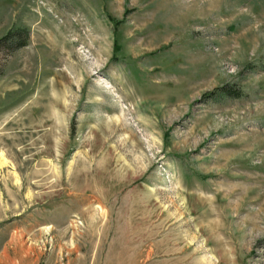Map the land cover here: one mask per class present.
Returning <instances> with one entry per match:
<instances>
[{
  "label": "rangeland",
  "instance_id": "rangeland-1",
  "mask_svg": "<svg viewBox=\"0 0 264 264\" xmlns=\"http://www.w3.org/2000/svg\"><path fill=\"white\" fill-rule=\"evenodd\" d=\"M0 264H264V0H0Z\"/></svg>",
  "mask_w": 264,
  "mask_h": 264
},
{
  "label": "trees",
  "instance_id": "trees-1",
  "mask_svg": "<svg viewBox=\"0 0 264 264\" xmlns=\"http://www.w3.org/2000/svg\"><path fill=\"white\" fill-rule=\"evenodd\" d=\"M11 34H15L12 37V40L10 41L11 44H14L16 46H21L23 45V41H21L22 39L18 36V32H14V31H10ZM219 94H228V91L222 89V88H218Z\"/></svg>",
  "mask_w": 264,
  "mask_h": 264
}]
</instances>
